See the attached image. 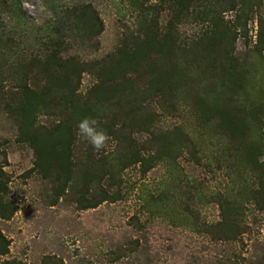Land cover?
I'll list each match as a JSON object with an SVG mask.
<instances>
[{"label":"rangeland","instance_id":"rangeland-1","mask_svg":"<svg viewBox=\"0 0 264 264\" xmlns=\"http://www.w3.org/2000/svg\"><path fill=\"white\" fill-rule=\"evenodd\" d=\"M178 1L0 0V36L5 38L0 43V232L7 241L0 264H264V183L257 179L264 177V164L245 157L246 149L231 140L226 121L211 104L193 105L180 92L158 98L149 90L145 69L122 70L115 63L124 46L132 48L154 26L176 48L171 60L212 102L211 88L226 83L228 63L217 51L221 59L214 71L204 56L214 28L230 32V49L245 71L235 104L248 117L249 139L262 140L264 50L256 43L264 33V0H247L249 6L236 0L234 8L221 1L218 10L208 1L192 0L186 15L176 16ZM79 3H89L102 22L92 38L83 30H67L61 21ZM54 37L60 38L58 47L49 45ZM188 47L193 51H184ZM51 50L85 64L77 90L83 99L94 95L100 72L115 64L122 72L118 81L129 79L133 97L153 115L149 133L134 136L148 148L143 162L121 170L115 165L111 175L85 184L83 164L65 183L53 168L36 165L33 143L18 133L17 85L26 68L36 75L38 68L30 64ZM62 109L57 96L39 108L37 132L70 122ZM253 109L261 123L249 118ZM110 150L92 151V162L111 158ZM82 151L75 153L76 162L83 163ZM218 195L229 204L224 213ZM85 199L92 205L83 207ZM222 214L232 217L234 231L224 219L218 224Z\"/></svg>","mask_w":264,"mask_h":264},{"label":"trees","instance_id":"trees-1","mask_svg":"<svg viewBox=\"0 0 264 264\" xmlns=\"http://www.w3.org/2000/svg\"><path fill=\"white\" fill-rule=\"evenodd\" d=\"M207 1L208 4L213 3L215 5L213 6L214 10L219 9L221 1L227 3L231 8L236 5V0H202L203 3L200 5L205 4ZM178 2L179 5L181 4V8H178L180 10L176 16H185L192 0H179ZM240 4L243 6L248 5L247 0H241ZM66 13L65 21L63 19L61 21H63L67 30L72 28L78 31L83 30V36L92 38L96 30L102 27L101 20L89 3L73 5L69 10H66ZM65 27L58 28L63 30ZM148 28L149 30L144 33V39L139 40L137 38L132 48L129 49V47L124 46V53L120 62L118 63V59H116L115 63L118 66L121 64L119 68H122V70H124V66L130 69H145V78H148L150 83L149 90L156 92L158 98H165L166 96L171 98L173 94L180 92L182 96L190 99L193 105L201 104L205 107L211 104V109L218 113L222 121H226L231 132V140L238 144L240 148L246 149L245 157L253 158L256 164V159L264 149V138L259 141L249 139L247 133L249 127L248 117L242 112L243 109L235 104L237 94L243 89L245 71L244 67L234 58L230 49L232 44L230 32L227 34L219 27L214 28L211 34V42L206 49L208 55L204 57L211 62V66H214V71L218 69L216 62L221 59L217 51L222 55L223 59L221 60L228 63L225 70H223L227 76V79L225 78L226 83L222 80L219 89L211 88L213 93L212 102L211 100L207 102L204 92L198 91L199 83L192 86L195 78L191 79L192 76L188 71L186 72L174 60H171L175 58L173 52L176 48L170 42L167 33L159 37L154 26ZM167 38L169 39L167 40ZM2 39L5 38L0 36V43ZM59 40L60 38H55L51 42L50 38L49 45L58 47L60 45ZM256 47L259 51L264 50L263 32L258 35ZM191 50L193 51L192 48L188 47L184 51L189 52ZM56 51L52 52L51 50L42 59H33L35 62L30 65L31 69L38 68L36 75H34L35 73L28 75V73H31L28 68L25 71L22 70L24 72L17 85L19 99L16 101L17 106L14 113L19 127L18 133L23 140H31L33 143L36 152V165L45 170L53 168L52 170L56 172L58 179L64 178L65 183L71 177L73 168L83 164L84 170L81 174V180L85 184L111 175L115 165L118 170H121L135 163L143 162L145 150L148 148L136 141L134 136L142 131L149 133V127L154 122L153 115L146 111L148 107L138 102L136 97H133L135 92L130 86L129 79L123 76L124 80L118 81V77L122 72L119 69L116 70L115 64L109 70L100 72L101 79L98 86L94 88V95L83 99L77 94V90L80 75L85 70V64L73 58L63 59L58 56ZM123 57H125V60ZM163 57L166 59H163ZM117 72L121 73L117 74ZM214 75L220 76L218 73ZM210 76H213V74ZM56 96L59 99V104L63 106L61 111L70 118V122L66 124L59 122L57 125H53L49 129L50 131L40 134L34 128L36 113L39 108L52 103ZM10 98L14 99L13 93ZM259 111L264 114V109L259 108ZM259 111L251 110L252 113L249 118L252 122H262L263 118L258 116ZM86 116L97 118L100 127L109 134L111 144L107 146L111 149L108 154L112 155L111 158L105 156L93 163L91 153L94 148L81 137L77 138V124ZM30 137L32 139H29ZM79 149H83L82 153L85 157L83 163L75 161L77 159L75 153L79 152ZM115 160L116 164H113ZM257 179H260V183H264V177L259 176ZM222 198L218 195L217 200ZM83 204V207H88L92 205V201L86 200ZM218 205L224 213L223 210L229 204L220 200ZM228 212L232 213V210ZM221 216L222 220L218 224L221 225L224 219V223L234 231L232 217L226 216L225 219L223 214ZM6 251L7 241L0 232V255L5 254ZM2 264L12 263L4 262Z\"/></svg>","mask_w":264,"mask_h":264},{"label":"clouds","instance_id":"clouds-1","mask_svg":"<svg viewBox=\"0 0 264 264\" xmlns=\"http://www.w3.org/2000/svg\"><path fill=\"white\" fill-rule=\"evenodd\" d=\"M78 136L87 141L96 151L105 149L109 140V134L100 127V122L97 118L86 116L82 118L78 124ZM258 161L264 164V156L258 157Z\"/></svg>","mask_w":264,"mask_h":264}]
</instances>
